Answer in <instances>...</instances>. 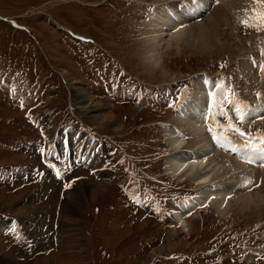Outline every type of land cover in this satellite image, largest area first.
Here are the masks:
<instances>
[{"label":"rangeland","instance_id":"374dc122","mask_svg":"<svg viewBox=\"0 0 264 264\" xmlns=\"http://www.w3.org/2000/svg\"><path fill=\"white\" fill-rule=\"evenodd\" d=\"M157 1L0 0V264H264V174L243 175L238 161H218L220 175L232 173L233 190L240 193L234 197L247 194L243 191L258 195L261 208L231 210L223 217L208 209L188 219L190 232H184L172 212L182 203L181 193L196 184L167 177L173 178L166 166L171 152L159 127L173 121L194 87L191 78L202 80L203 74L234 90L252 109H264V32L241 25L244 13L235 14L245 0H237L226 25L213 34L221 52L164 46L165 70L149 73L138 55L143 26L154 13L144 6ZM193 1H186L188 24L199 21L204 28L224 4L212 2L196 15ZM62 26L69 29L61 31ZM76 32L92 41L76 39L81 36ZM178 80L184 81L173 85ZM77 85L95 101L93 108H83ZM109 87L116 94L107 93ZM106 116L111 118L100 121ZM247 122L238 126L252 135L264 133V124ZM81 123L109 148L112 180L105 174L101 181L67 153L68 146L57 153L45 139L52 132L62 139L79 137ZM229 138L244 142L238 135ZM215 146L222 156L223 147ZM248 178L254 184L242 191ZM82 183L97 186V198L88 197L83 186L79 190ZM74 189L83 194L78 217L63 210ZM164 225L178 230L168 237L170 252Z\"/></svg>","mask_w":264,"mask_h":264},{"label":"bare ground","instance_id":"6f19581e","mask_svg":"<svg viewBox=\"0 0 264 264\" xmlns=\"http://www.w3.org/2000/svg\"><path fill=\"white\" fill-rule=\"evenodd\" d=\"M186 1L187 0H160V5L156 7V5L159 4L158 0L153 6L149 4L144 6L145 10L150 9L147 14L150 12L154 13L150 19L145 21L146 24L143 26V32L145 35L142 38V43L144 45L142 46L143 49L141 55L138 56L140 57L143 66L148 70L149 73H158L160 70L164 69L163 65L160 66V51L163 50L164 46H168L169 48L175 47L176 50L184 49L186 47L190 49L194 48L196 49V52H208L211 53V55H213L215 51H217V53L221 52L219 51L218 45L220 40H214V35L215 33L218 34L220 29L226 25L229 11L231 13V8L233 9L237 6V0H220V3L223 1L224 4L209 17L207 28L202 26L204 24H198L199 21H195L192 23V25L188 24V17L185 13ZM197 1L199 5H202L195 9L197 12L199 10L201 11L202 8H204V6L208 5L210 2H213V0ZM230 1L232 5H230ZM244 4H247L248 6L245 7ZM244 4H242L244 8H242L241 12L236 13L235 16L237 14L244 13V10L251 6V0H245ZM216 5L217 4L215 3L213 4V6ZM89 6L99 5L97 4ZM188 9L189 8L187 7V11ZM113 12L115 14H120L121 17H124L123 13H121V11L118 9ZM193 12L194 11H192V14ZM197 17L199 16H196V18ZM234 26H236L235 23ZM59 29L61 31H65L69 28L62 26L59 27ZM76 34L81 35L77 32ZM81 36L86 37L83 35ZM167 37L170 39L165 45V39ZM94 41L95 44H99L98 41ZM147 54L150 56H147ZM105 60L106 58L103 60L104 63H106ZM203 78L205 79H202L203 81L199 78H196L195 76L191 78L192 80L194 79V87L192 88L190 96L186 100L185 105L179 108L175 117H172V122H168V125L159 126L163 131L162 133L165 134L166 145L171 152V154L166 159V166L168 167L167 172L171 173L173 178L170 176L167 177H169L175 184L177 181L185 182L184 180L186 179L189 181L192 180L196 184L194 185L195 188L192 189L195 193L194 196L188 197L186 199L185 205L181 206L179 210L173 211L172 214L173 221L178 224L179 228L181 227V230L184 232H190L188 219L195 218L193 216H197V214L208 209L214 210L217 216L223 217L231 210L238 212H256L261 208V204L258 200L259 196L247 195L251 193L244 192L243 187V193L247 194L237 196L240 193L238 191L236 192V190H233L236 185L235 181H233V176L231 175L230 177V174L232 173H225L224 175H220V173H218L219 169H223V167L221 168L219 165L220 162H218L221 161V159H223L222 161L228 162H231L232 159L238 161L241 166L239 168V172L243 173V175L248 173L251 175V177H256L258 174H264V167H247L248 165L242 160L240 161L239 159L233 158L226 152L222 151V156L219 154L220 151L217 150L215 146L216 143L212 137V134L208 131V124L206 125L207 120L205 119V113L207 112L209 104V92L212 91L213 88H211L212 81L210 80L212 78L208 76H204ZM104 80L107 79L105 78ZM182 81L178 80L173 82V85H179V83ZM212 83L218 85V83L215 81ZM79 87L82 88V86L77 85L75 90L78 95H82V98L79 101H82V105L84 106L83 108H87L89 105L93 108L94 105H96L94 104L95 101L89 96L86 90L80 89ZM113 99H116V97H113ZM257 109L259 110L258 115L260 117H264V112H262L264 109L256 107L254 111ZM109 118H111V116H106L105 118L100 119V121L107 122ZM260 119V122H258V118H250L247 119V121H254L258 124H264V118ZM162 122L161 124H165ZM76 126L83 129L82 132L80 131V134L82 135L79 137H71L69 134L65 137V139H62L59 137L58 133L54 134V132H52L51 134L53 135H49L48 137L45 136V139H48L52 149L57 150V153L62 149V147L64 148L62 149L64 151L68 146V149H66L68 150L67 153L69 152L75 158L82 160L85 165L89 166L91 170L94 171L96 177L101 181H103L102 179L104 178L105 174H109L110 180H112L113 177L111 174L114 171L115 160L113 159L109 148L104 143L103 138L98 139L95 137L92 133H90V131H88V129L85 128L82 123L81 125ZM151 126L152 128H157V126L155 127L153 124L149 125V127ZM181 134L184 137H187L189 141L185 142L187 138H182ZM59 140L61 143L60 145ZM63 157H65V154H63ZM224 158L226 159L224 160ZM130 164L136 168L137 163L134 161V159L132 162H130ZM230 171H232V167ZM255 172H257V174ZM149 178L152 179L151 177ZM219 179L222 181L221 183L217 182ZM218 183L220 185H218ZM82 186L85 188V191L83 190L84 193H88V197L90 194L96 198L97 195H99L97 193L99 192L97 186L95 187L90 186L88 183H82L80 186H78V189ZM239 186L241 187L240 184ZM236 188L238 189V187ZM78 189H74L71 192L69 195L70 198L68 196L69 199L67 200L63 209L66 216L78 217L82 213V209H84L83 194L81 195L79 193L80 189ZM233 193L237 195L234 197ZM231 201L235 203L234 207H231ZM175 228L176 227H167L164 225V232L166 233L167 241H170L168 237L172 238L173 236L171 235H174V233L178 232L177 228ZM166 240L165 243L167 246H169L168 249L170 252L174 246L171 241L167 242ZM163 248H165V246H163ZM168 249H164L165 252H168ZM0 262H4V260H0Z\"/></svg>","mask_w":264,"mask_h":264},{"label":"snow or ice","instance_id":"6c2138e0","mask_svg":"<svg viewBox=\"0 0 264 264\" xmlns=\"http://www.w3.org/2000/svg\"><path fill=\"white\" fill-rule=\"evenodd\" d=\"M213 2L219 4L220 0H213ZM240 23L246 29L264 32V0H251V6L244 10ZM260 70L264 72V65L260 67ZM217 88L218 90H216ZM209 95L212 104L205 113V117L208 120V131L212 134L217 145L220 147H224L225 144L232 145L230 150L245 163L264 167V133L252 135L238 126L250 118H264L258 115L259 110L254 111L252 106L242 101L234 90L225 88L222 83L219 86L214 85ZM257 96L259 98V94ZM230 112L235 114V121H233ZM218 117H223L226 123H221ZM230 134L238 135L244 143L234 144L229 139ZM181 136L184 139L187 138L182 134ZM50 166L55 167V165ZM57 174L59 175V171ZM253 184L254 181L248 178L242 187L248 188Z\"/></svg>","mask_w":264,"mask_h":264}]
</instances>
